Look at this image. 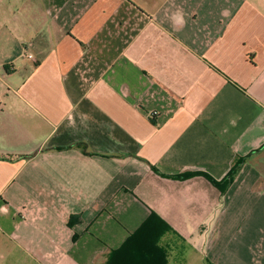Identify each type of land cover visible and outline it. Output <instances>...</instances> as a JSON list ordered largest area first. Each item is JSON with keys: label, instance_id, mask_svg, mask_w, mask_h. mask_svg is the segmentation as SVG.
Returning a JSON list of instances; mask_svg holds the SVG:
<instances>
[{"label": "crops", "instance_id": "1", "mask_svg": "<svg viewBox=\"0 0 264 264\" xmlns=\"http://www.w3.org/2000/svg\"><path fill=\"white\" fill-rule=\"evenodd\" d=\"M113 260L264 264V0H0V264Z\"/></svg>", "mask_w": 264, "mask_h": 264}, {"label": "trees", "instance_id": "2", "mask_svg": "<svg viewBox=\"0 0 264 264\" xmlns=\"http://www.w3.org/2000/svg\"><path fill=\"white\" fill-rule=\"evenodd\" d=\"M237 168V163L236 165L233 167L232 171L230 172L229 174V177L228 179H231L232 175L234 174L235 172V169ZM156 172H158V170L155 169ZM199 174H203L204 176L208 177L216 186L218 187H221L222 184L219 183V182H216L213 178H211L210 176H208L207 174H204V173H199ZM195 174H186V175H181L178 177V179H188V178H191L192 176H194ZM158 223L159 226L157 227L156 229V233H158V236H162L164 233H167L169 231H172V229L162 220L160 219L155 213H153L151 215V217L149 218V220L144 224V226L135 234L133 235L134 238H137L138 236H140L142 233H144L147 228H149L152 224H156ZM161 226V227H160ZM163 226V227H162ZM132 237V238H133ZM131 240V239H130ZM129 244V243H128ZM127 246V244H126ZM150 246V245H149ZM151 248V251L152 252H156L155 250H157L160 254H162V250H160V248L158 249V247H155L156 249L154 250L152 246H150ZM123 251V250H122ZM122 251H118V252H115V253H121ZM115 255H113L112 259L114 258ZM163 256V259L164 258V254H162ZM113 264H116L115 261L113 260L112 262Z\"/></svg>", "mask_w": 264, "mask_h": 264}]
</instances>
